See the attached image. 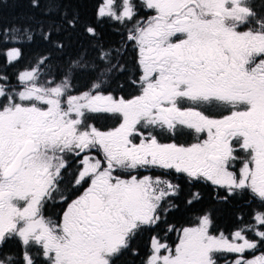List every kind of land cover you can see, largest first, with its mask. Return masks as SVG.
Segmentation results:
<instances>
[{"label":"snow or ice","instance_id":"obj_1","mask_svg":"<svg viewBox=\"0 0 264 264\" xmlns=\"http://www.w3.org/2000/svg\"><path fill=\"white\" fill-rule=\"evenodd\" d=\"M96 16L124 26L120 45L98 43L95 58L67 68L46 57L18 85L0 83V264H119L139 256L144 234L140 264H264L255 255L264 211L228 235L208 212L189 226L170 219L185 186L186 209L201 201L200 186L223 201L250 193L264 207V0H102ZM63 22L81 23L75 13ZM83 31L98 35L91 23ZM10 33L33 39L4 29L0 42ZM51 37L42 38L62 50ZM129 48L120 94L110 81ZM21 56L6 52L8 63ZM70 159L78 166L69 176ZM10 241L18 254L4 251Z\"/></svg>","mask_w":264,"mask_h":264},{"label":"trees","instance_id":"obj_2","mask_svg":"<svg viewBox=\"0 0 264 264\" xmlns=\"http://www.w3.org/2000/svg\"><path fill=\"white\" fill-rule=\"evenodd\" d=\"M101 3L102 0H39L40 6L33 8L31 0H0V30L26 28L33 35V39L28 41L10 33L3 42H0V76L8 77L7 81H0V83H6L9 86L18 85V74L34 67L38 60L46 57L51 58L52 65L58 68H67L69 61L77 56L86 54L89 59L95 58L98 43L105 48L109 46L115 48L120 45L124 35H126V30L123 25L113 20L98 21L96 11ZM65 13L69 17L74 13L78 14L80 26L75 30L67 28L63 22ZM89 23L96 25L98 35L95 39L83 31V26ZM49 32L52 33L53 42L63 43L62 50H58L53 43L42 38ZM12 47L19 48L22 56L18 61L8 63L6 52ZM134 56V52L129 48L123 57V63L127 66L125 71L112 74L111 87L120 94H127L129 91L128 82ZM41 71L47 72V65L42 66ZM56 75L58 73L54 67L52 75H48L47 78L52 79ZM42 79H44L43 76ZM121 85L124 87L121 88ZM104 124L105 122L101 121L98 126ZM176 182L184 184L183 180ZM193 190L199 191L202 197L194 208L186 209L184 205V199L189 191L187 186H185L181 196L175 200L180 207L175 210L174 214L170 215V219L177 226L179 224L189 226V222L194 221L196 216L203 211L213 215L216 233L224 232L228 235L240 228L252 227L255 223L254 215L264 211V207H261L250 193L223 201L218 196L220 190L211 186H200ZM248 235L250 239H258L251 236L252 233ZM132 259V256L126 255L122 259V264Z\"/></svg>","mask_w":264,"mask_h":264},{"label":"flooded vegetation","instance_id":"obj_3","mask_svg":"<svg viewBox=\"0 0 264 264\" xmlns=\"http://www.w3.org/2000/svg\"><path fill=\"white\" fill-rule=\"evenodd\" d=\"M69 169H68V175L70 176L71 173L74 171L75 167H77V163L74 159H70L69 160ZM59 211V208L56 207V206H53L52 208L49 209V212L50 213H55V212H58ZM254 221V220H253ZM255 222V221H254ZM180 225V224H179ZM179 225L177 227H179ZM181 226V225H180ZM218 234V233H217ZM171 238L174 240L175 239V236L174 234H170ZM254 237V236H253ZM257 238V237H256ZM148 241V235L147 234H144L143 236H141L137 241H136V244H135V247L139 253V256L138 257H132L133 259L132 260H129L127 262H125V264H140V257H143L144 256V253L146 251V243ZM4 251H6L7 253L9 254H12V255H16L19 253L20 251V246L19 244L16 242V241H10L6 248L4 249ZM250 253H246L245 255L249 258L250 257ZM261 253H264V247H260L259 250L255 253V255H260ZM124 257L121 258L119 264L121 263L122 264V259H124ZM232 257H223L221 261H219V264H225V261L227 260L230 264V261H231Z\"/></svg>","mask_w":264,"mask_h":264},{"label":"rangeland","instance_id":"obj_4","mask_svg":"<svg viewBox=\"0 0 264 264\" xmlns=\"http://www.w3.org/2000/svg\"><path fill=\"white\" fill-rule=\"evenodd\" d=\"M101 4H102V3H101ZM254 225H255V223H254ZM251 236H253V234H252ZM228 257H231V256H228ZM252 257H253V253H250V257H249V258H252ZM222 258H223V257H221L219 261H221Z\"/></svg>","mask_w":264,"mask_h":264}]
</instances>
